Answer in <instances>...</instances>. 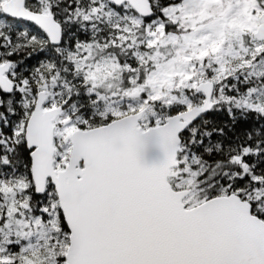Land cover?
<instances>
[{
	"label": "snow or ice",
	"instance_id": "snow-or-ice-1",
	"mask_svg": "<svg viewBox=\"0 0 264 264\" xmlns=\"http://www.w3.org/2000/svg\"><path fill=\"white\" fill-rule=\"evenodd\" d=\"M0 264H264V0H0Z\"/></svg>",
	"mask_w": 264,
	"mask_h": 264
}]
</instances>
